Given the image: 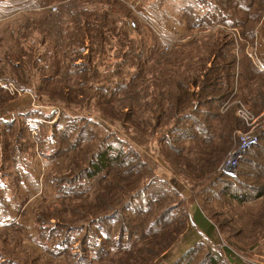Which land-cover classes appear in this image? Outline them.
Instances as JSON below:
<instances>
[{
	"label": "rangeland",
	"instance_id": "374dc122",
	"mask_svg": "<svg viewBox=\"0 0 264 264\" xmlns=\"http://www.w3.org/2000/svg\"><path fill=\"white\" fill-rule=\"evenodd\" d=\"M207 1H160L182 34L142 0H0V264H264V69Z\"/></svg>",
	"mask_w": 264,
	"mask_h": 264
},
{
	"label": "trees",
	"instance_id": "16d2710c",
	"mask_svg": "<svg viewBox=\"0 0 264 264\" xmlns=\"http://www.w3.org/2000/svg\"><path fill=\"white\" fill-rule=\"evenodd\" d=\"M218 2H212L210 0L207 1L208 5L210 6V10L209 13L206 15L207 19L209 21L212 20V18L215 19V22H220L222 24H227V25H234L239 27L244 33L248 32V33H252L253 29L256 28V26L258 25V17H257V13L255 10V0H215ZM228 2L229 6H232V10L231 12L226 13L225 10L221 9V6L223 5V3ZM242 48V46H241ZM243 49V48H242ZM241 49V50H242ZM243 53V55L245 56V53L243 51H241ZM207 84V83H206ZM174 87L176 90H183L181 92H183L184 94H186V90L187 88H191L190 87V83L186 82L184 83L182 80L177 81L176 83H174ZM193 92V91H192ZM187 95L189 96V98H191V94L188 91ZM194 95H197V97H201L202 94L201 92H197L196 94L193 93L192 96L194 98ZM196 100V99H194ZM220 99L215 98V99H211V102L216 103L218 102ZM200 99H197V102H199ZM134 102V101H133ZM199 107V106H198ZM198 107H196L195 109L197 110ZM194 111L192 113V115H194ZM193 118V117H192ZM186 119L181 118L179 123H183L185 122ZM194 123H190V126H194L195 123L199 122L196 119L193 121ZM198 135H196L194 138H197ZM94 151L92 152L91 155V159H89V161H86L87 163H85L86 165L83 167H81L78 170V175L79 176H83V177H89V176H94L98 173H100L101 171H103L108 165L112 164L114 162V160H116L118 157H113V151L111 149V147L103 145L100 149V151H98L94 156ZM119 155L121 153H118ZM82 174V175H80ZM85 174V175H84ZM263 194H259L257 195V197L262 196ZM237 196V195H236ZM237 200L239 201H244L245 199H242L241 197H236Z\"/></svg>",
	"mask_w": 264,
	"mask_h": 264
},
{
	"label": "crops",
	"instance_id": "0c3cea01",
	"mask_svg": "<svg viewBox=\"0 0 264 264\" xmlns=\"http://www.w3.org/2000/svg\"><path fill=\"white\" fill-rule=\"evenodd\" d=\"M144 3V12L145 14H147L150 18V20L152 21V23H157L158 27L161 28L159 26V24H161L162 26H164L163 28L170 30L171 32H178L180 31V33L185 34L188 30L187 26H186V18L183 15L182 16V22L180 20L181 15L176 13V15H172L170 16V18L167 20V24L166 23H160V20L158 19V14L160 13V10L162 9H167L165 7H163L160 3V1L162 0H142ZM193 0H183V2H186L188 5L191 4ZM199 15L203 16L208 12V7L204 6V7H199ZM153 23V25H154ZM173 26V27H171ZM211 28H209L208 30H206V34L204 36V40H205V48H203L204 50H208L210 45V42L212 40V33L209 32ZM208 31V32H207ZM242 35L244 36L243 39V43L239 42V46H242V51L245 54H248V52L250 51V49L253 48L254 52V56H252L256 62V64L264 69V15L262 17L261 20H259L258 25L256 26V28L253 29L252 33H244L243 31ZM255 47V48H254ZM243 55V53H242Z\"/></svg>",
	"mask_w": 264,
	"mask_h": 264
},
{
	"label": "built area",
	"instance_id": "2783aa9c",
	"mask_svg": "<svg viewBox=\"0 0 264 264\" xmlns=\"http://www.w3.org/2000/svg\"><path fill=\"white\" fill-rule=\"evenodd\" d=\"M239 114L246 119V121L249 123V124H256L257 123V120L258 118H255V117H250L248 115V111L247 109L242 106L239 110ZM263 128H264V124H263ZM241 144L242 145H251L253 144L255 141H256V138L252 137L251 135H242L241 136V140H240Z\"/></svg>",
	"mask_w": 264,
	"mask_h": 264
}]
</instances>
